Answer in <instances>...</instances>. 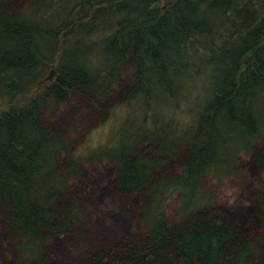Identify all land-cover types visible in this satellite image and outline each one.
<instances>
[{
    "label": "trees",
    "instance_id": "16d2710c",
    "mask_svg": "<svg viewBox=\"0 0 264 264\" xmlns=\"http://www.w3.org/2000/svg\"><path fill=\"white\" fill-rule=\"evenodd\" d=\"M31 1L33 8L20 12L12 0H0V105L6 106L0 111V241L10 242L14 264H45L58 241L87 242L70 264H248L256 253L264 264V232L249 236L244 219L215 212L209 204L174 223L162 212L168 195L184 183L170 173L168 160L181 156L186 176L208 168L216 174L220 150L229 151L221 125L257 130L246 151L264 164V113L256 102L264 92V9L257 12L256 0ZM83 41L88 44L79 50ZM192 54L211 62L219 58L223 79L193 115L189 140L163 141L159 120L144 107L151 129L130 133L133 145L94 149L85 157L75 153L70 128L59 132L48 126V103L55 109L72 94L102 121L113 76L126 70L124 98H139L145 106L152 100L148 91L156 89L174 101L169 98L179 92L166 90L180 71L194 68ZM97 59L100 68L93 66ZM46 69L53 78L38 85ZM101 161L114 166L117 200L124 203L137 192L144 197L136 216L140 231L122 232L108 244L86 237L96 227L93 213L110 209L106 201L95 194L97 201L86 207L73 187L86 176L84 164ZM93 183L95 190L101 187ZM260 189L263 205L255 209L264 217V183Z\"/></svg>",
    "mask_w": 264,
    "mask_h": 264
},
{
    "label": "rangeland",
    "instance_id": "374dc122",
    "mask_svg": "<svg viewBox=\"0 0 264 264\" xmlns=\"http://www.w3.org/2000/svg\"><path fill=\"white\" fill-rule=\"evenodd\" d=\"M12 1L14 9L17 11H25L27 5L33 8V1L31 0ZM263 2L264 0H256L255 2L258 13H261L264 9ZM227 30L223 32L220 38L226 36ZM220 38L213 42L212 47L215 48L218 45ZM87 44L86 41H83L78 46L79 50H81V46L84 47ZM198 49H200V52H206L200 46ZM94 53L95 56L100 57L97 49L94 50ZM190 58L194 68L180 71L182 73H179L175 80L170 81L169 90H166L168 94L173 95L177 91L179 92L174 98L168 97L174 101L169 102L166 96L156 89L148 91V95L152 100L145 106H142L139 98L135 96V98H124L129 88L130 79L129 70H126L125 73L121 71L113 76V82L103 100L107 115L102 121L90 112L80 95L72 94L67 103L61 104L55 109H53L51 103H48L45 109L48 126L59 132H66V129L70 128L71 131L68 133V137L75 147V153L79 157H85L88 152L94 149L99 151L109 150V148L116 150L121 146L133 145L136 141H130L128 138L130 133L151 129L147 117L143 118L144 110L150 108L153 110V116H156L159 120L157 128L163 141L167 142L172 139L176 141L189 140L192 134L189 124L192 123L193 115L198 113L209 100L213 89L217 85L215 82L223 79L220 65L216 64L217 61L219 62V58L212 62L199 54H192ZM93 66L94 68H100L102 63L97 59L96 62L93 61ZM44 72L46 76L48 69ZM213 77H215V81H212ZM52 78L53 74L50 80ZM26 98H28V95L23 96V99L19 102H24ZM256 102L259 106L258 109L264 113V92ZM5 108L4 104L0 105V111ZM227 126L225 124L221 125L219 133H225L226 147L229 151L227 154H223L224 151L220 150L219 163L221 165L216 174L208 168L205 173L198 174L192 171L191 175L186 176V173L183 175L185 167L182 165L183 158L181 156L172 157L168 160L166 165L170 173L172 172L174 176L184 177V183H182L183 189H177L176 192L168 195L162 204V212L168 221L174 223L176 220L185 218L187 212H190L192 208L209 204L215 212H224L231 218L244 219L243 225L247 228L249 236L255 238L259 232H264V217H260L255 209V207L263 205L260 184L264 183V164L260 165L249 156L250 150H246L255 141L257 130L253 132L244 126H233L227 130ZM179 129L181 130L178 131L177 135L173 136L171 134L172 130ZM260 143L261 140L255 143L254 146H259ZM143 145L145 151L149 150L146 143ZM181 148L182 145H180V151ZM146 165L151 164L147 163ZM113 167L112 164L106 161L84 164L85 178L82 180L76 179L73 184L76 199L85 204L86 207H90L93 202L97 201V195L99 199L105 200L106 207L110 208L108 211L104 210L105 212L101 215L100 213L99 215L93 213L95 216L93 221L96 227H91L90 234L86 236L87 240L94 237V239H103L108 244L122 237V232L134 234L140 231L136 216L144 197L141 192H137L129 200H125L124 203L117 200L114 195L113 179L115 174ZM93 181L101 187L96 190L92 188L89 184ZM206 200H208V203ZM96 206L101 208V212L103 205L98 203ZM249 220L250 222H248ZM257 238L254 242L255 247ZM4 242L5 244L0 241V264H14L10 242L7 240ZM86 245L87 242L67 244L64 241H58V245L54 247L51 253L53 256L45 264H70L75 262ZM258 260V254L256 253L254 259L248 264H258Z\"/></svg>",
    "mask_w": 264,
    "mask_h": 264
},
{
    "label": "water",
    "instance_id": "95a60500",
    "mask_svg": "<svg viewBox=\"0 0 264 264\" xmlns=\"http://www.w3.org/2000/svg\"><path fill=\"white\" fill-rule=\"evenodd\" d=\"M52 74H53V72H52V70H50V71L48 72V74L44 77V79H42L41 81L38 82V85H39L41 82H43L44 80H48V79H50V77H51Z\"/></svg>",
    "mask_w": 264,
    "mask_h": 264
}]
</instances>
